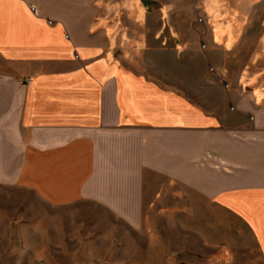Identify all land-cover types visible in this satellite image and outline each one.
Instances as JSON below:
<instances>
[{"label": "crops", "instance_id": "0c3cea01", "mask_svg": "<svg viewBox=\"0 0 264 264\" xmlns=\"http://www.w3.org/2000/svg\"><path fill=\"white\" fill-rule=\"evenodd\" d=\"M99 11L91 0H0V184L135 219L168 195L171 176L208 201L211 231L225 220L226 264H264V35L253 57L262 68L241 71L224 100L232 111L205 129L200 110L181 111L193 101L122 63ZM172 136L193 139L191 157L170 158L185 144ZM0 215L4 250L45 233L23 211Z\"/></svg>", "mask_w": 264, "mask_h": 264}, {"label": "rangeland", "instance_id": "374dc122", "mask_svg": "<svg viewBox=\"0 0 264 264\" xmlns=\"http://www.w3.org/2000/svg\"><path fill=\"white\" fill-rule=\"evenodd\" d=\"M91 1L115 31L122 63L171 98L193 101L182 102L181 111L200 110L202 128L232 111L224 100L240 87L241 71L262 68L253 57L264 35V0ZM172 105L182 108L181 102ZM179 140L172 136L169 142ZM182 142L179 149L170 146V158L191 157L193 139ZM168 181V195L163 180V196L146 202L135 219L116 218L96 202L53 205L0 184V212L23 211L26 227L45 229L22 251L4 250L0 243V264H226L220 250L225 220L211 231L208 201L177 185L174 177ZM0 226H8L1 215Z\"/></svg>", "mask_w": 264, "mask_h": 264}]
</instances>
